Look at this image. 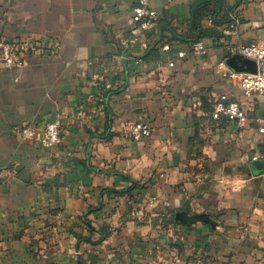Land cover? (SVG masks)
Listing matches in <instances>:
<instances>
[{
  "label": "crops",
  "instance_id": "1",
  "mask_svg": "<svg viewBox=\"0 0 264 264\" xmlns=\"http://www.w3.org/2000/svg\"><path fill=\"white\" fill-rule=\"evenodd\" d=\"M149 1L158 23L143 33L138 0H0V41L60 46L20 70L0 61V264H264V97L222 77L257 72L229 52L264 45V0ZM196 40L208 54L178 59ZM220 94L245 127L213 119ZM55 119L49 150L14 129ZM135 121L152 136L133 141Z\"/></svg>",
  "mask_w": 264,
  "mask_h": 264
},
{
  "label": "built area",
  "instance_id": "2",
  "mask_svg": "<svg viewBox=\"0 0 264 264\" xmlns=\"http://www.w3.org/2000/svg\"><path fill=\"white\" fill-rule=\"evenodd\" d=\"M158 13L154 10L149 0H138L134 7L131 24L137 31L150 33L157 28ZM241 23L238 14H232L231 25L237 28ZM168 49V46L166 47ZM60 46H49L33 38H23L18 40H1L0 41V61L6 70H20L26 64V58L31 55H41L47 52L56 53ZM230 55H239L242 58L254 60L257 64L255 73H237L226 69L222 75L225 80L238 81L239 88L243 95L252 97L259 95L264 97V45L260 42L253 41L248 44H238L230 48ZM189 54L195 56L207 55L208 48L200 40L193 44L191 52H179L178 59H185ZM169 66H175V61H170ZM220 66L224 67L223 62ZM101 80L97 73L94 76L93 83L97 85ZM107 89L111 85L105 86ZM166 94V90L163 91ZM84 115V112H80ZM212 117L216 121L226 120L236 123L243 128L246 125L247 114L239 102L232 100L228 94H220L213 101ZM259 132L264 135V118L258 119ZM22 142H32L39 147L49 150L62 143L63 124L60 119L47 122L44 127L40 128L34 122H23L14 127ZM126 130L133 141H142L153 134L152 126L143 121L130 122Z\"/></svg>",
  "mask_w": 264,
  "mask_h": 264
},
{
  "label": "water",
  "instance_id": "3",
  "mask_svg": "<svg viewBox=\"0 0 264 264\" xmlns=\"http://www.w3.org/2000/svg\"><path fill=\"white\" fill-rule=\"evenodd\" d=\"M176 220L178 222H180L182 225H185V226H189L190 224H192V222L195 220V219H190L188 218L187 214L186 213H178L176 215Z\"/></svg>",
  "mask_w": 264,
  "mask_h": 264
},
{
  "label": "trees",
  "instance_id": "4",
  "mask_svg": "<svg viewBox=\"0 0 264 264\" xmlns=\"http://www.w3.org/2000/svg\"><path fill=\"white\" fill-rule=\"evenodd\" d=\"M197 41H200V40H196L195 42H197ZM194 42V43H195ZM106 192H108V193H115V194H117V195H119V196H123V195H126V194H130L131 195V193H132V188H130V189H128V190H122V191H111V190H105ZM105 237V235H102V237L100 238V240L97 242V243H100V242H103L104 241V238Z\"/></svg>",
  "mask_w": 264,
  "mask_h": 264
}]
</instances>
